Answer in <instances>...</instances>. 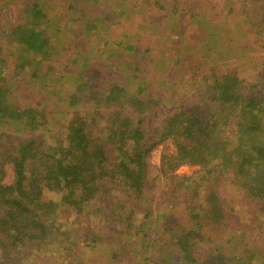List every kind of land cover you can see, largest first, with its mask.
Instances as JSON below:
<instances>
[{"label": "rangeland", "instance_id": "rangeland-1", "mask_svg": "<svg viewBox=\"0 0 264 264\" xmlns=\"http://www.w3.org/2000/svg\"><path fill=\"white\" fill-rule=\"evenodd\" d=\"M3 2L0 66L9 81L17 78L10 84V101L44 112L45 123L34 134L50 145L65 141L72 115L93 118L95 100H86L80 90L102 99L104 91L117 87L133 98L155 100L162 120L176 109L209 100L206 87L217 73L235 69L248 86L261 81L264 0H38V12L47 16L43 20L26 15L32 0ZM21 24L46 38V57L12 41L11 31ZM159 114L148 123L155 124ZM0 130L22 134L9 123ZM174 151L165 141L151 152L148 177L157 180L142 198L113 188L74 214L63 209L62 194L47 190L57 204L56 215H50L57 225L52 233L58 230L61 242L49 237L45 261L33 258L23 264H191L171 243L178 225L192 226L181 201L187 197L172 192L159 171L162 157ZM194 170L182 166L175 174ZM227 189L221 193L228 213L222 226L197 229L195 264H219L214 257L206 261L219 249L238 256V264H264L263 243L261 249L257 245L261 236L249 224L252 213Z\"/></svg>", "mask_w": 264, "mask_h": 264}, {"label": "trees", "instance_id": "trees-1", "mask_svg": "<svg viewBox=\"0 0 264 264\" xmlns=\"http://www.w3.org/2000/svg\"><path fill=\"white\" fill-rule=\"evenodd\" d=\"M38 5L32 0L25 6L26 15L46 19ZM25 27L11 31L12 41L46 57V38L36 28ZM2 69L0 127L9 123L22 134L0 130V264L33 258L43 262L48 238L61 242L58 230L52 233L57 225L50 215H56L57 204L45 195L47 190L62 194L63 209L74 214L113 188L123 196L142 198L157 180H149L148 157L165 141H171L175 151L162 157L159 171L175 190L170 186L169 191L187 197L181 201L192 221L191 228L178 225L173 247L191 264L198 261L193 253L197 229L223 224L228 213L222 187L230 185L236 190L227 192L238 194V202L252 213L249 224L261 236L257 245L261 249L263 243L264 257V70L260 83L250 86L235 69L217 73L206 87L209 100L176 109L162 120L161 104L155 100L133 98L117 87L104 91L102 99L80 90L86 100H95L93 118L72 115L65 141L50 145L34 134L45 123L44 112L10 101L16 76L9 81ZM157 113L155 124H149ZM182 166L195 170L180 177L175 173ZM213 257L219 264H238V256L220 249L208 254L207 263Z\"/></svg>", "mask_w": 264, "mask_h": 264}]
</instances>
